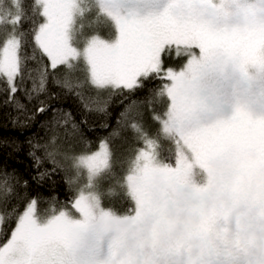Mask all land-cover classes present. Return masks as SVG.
Masks as SVG:
<instances>
[{"label":"snow or ice","instance_id":"1","mask_svg":"<svg viewBox=\"0 0 264 264\" xmlns=\"http://www.w3.org/2000/svg\"><path fill=\"white\" fill-rule=\"evenodd\" d=\"M30 10L25 0H0V92L9 102L17 92L47 91L51 79L103 113L113 95L159 83L121 113L140 145L122 177L107 138L98 151L62 150L56 130L67 140V130L79 128L71 112L41 101L25 121L12 118L26 127L52 110L50 135L28 141V155L37 169L52 165L40 180L70 161L77 191L51 215L39 214L35 197L21 213L11 201L27 181L0 169V230L8 234L16 220L0 264H239L227 254L229 238L264 228V116L238 103L230 117L218 115L229 100L215 75L234 65L246 78L264 76V0H31ZM26 75L35 76L31 88ZM86 85L89 97L79 91ZM144 104L161 105L155 134L139 119ZM166 147L174 163L163 158ZM105 181L123 188L131 205L105 206L113 191Z\"/></svg>","mask_w":264,"mask_h":264},{"label":"trees","instance_id":"2","mask_svg":"<svg viewBox=\"0 0 264 264\" xmlns=\"http://www.w3.org/2000/svg\"><path fill=\"white\" fill-rule=\"evenodd\" d=\"M31 0H25V6L30 10ZM30 23L23 24L24 29H28ZM169 64L181 65L184 60H176L171 58L167 61ZM29 67H35L33 62H28ZM35 76L33 77V80ZM59 83L63 82L62 76L57 77ZM77 77L71 76V82L75 85ZM33 80L25 77V86L31 88ZM159 81H148L145 88L137 90L134 93L125 91L123 94L113 95L106 112L89 111L84 104H91L89 99L81 102L74 94L66 91L58 83H53L50 79L47 84V91L34 95V98L27 97L24 92H17L15 99L9 102L7 93L0 92V169H6L8 172L15 170L21 181H27V186L21 185L18 189V198L13 199L11 204L16 205L19 212L25 209V205L31 198H38V212L42 216L51 215L53 210H61L73 198L77 191L76 183L68 181L73 176L71 162L61 160V170L56 174L46 176L44 179H36L39 172L43 169H51L52 165L45 163L41 169L34 167L33 160L29 157L30 140H46L50 133L46 132V126L49 119L52 117V110L45 112L43 115L36 116L28 126L21 127L20 123L14 124L13 117H19V121H25L28 114L37 110L40 102L43 101L46 105H51V108L62 109L69 111L72 114V119L79 125V128L73 132L71 128L67 130L69 139H65V129L60 128L56 131L60 136V147L68 152L69 155L78 154L82 151H94L101 140L107 138L113 149V171L118 176H123L127 170L128 160L135 155V150L140 146L137 141L139 137L127 126V122L122 119L121 113L133 103L146 98L149 93V88H154ZM77 91V89H73ZM85 97L92 94V90L86 85L83 89H79ZM39 92V88H37ZM20 105L26 106L21 110ZM160 104H154L149 108L144 104L141 108L142 116L139 118L145 130L150 134H155L158 125L152 120L153 110L159 112ZM63 116V112L58 113V118ZM86 121V124H81V121ZM119 122V123H118ZM114 131L119 132L118 136H113ZM84 141H87L85 146ZM163 158L168 162L174 163V158L170 150L166 147L162 149ZM105 192L108 189H113L111 194H106L103 200L105 206L116 210H123L131 205L126 192L123 188H116L114 182L105 181L103 184ZM16 220L12 219L8 225V234L15 227ZM8 234L0 230V244L6 242Z\"/></svg>","mask_w":264,"mask_h":264},{"label":"rangeland","instance_id":"3","mask_svg":"<svg viewBox=\"0 0 264 264\" xmlns=\"http://www.w3.org/2000/svg\"><path fill=\"white\" fill-rule=\"evenodd\" d=\"M215 81L222 85L221 90L227 93L229 100L228 105L218 115L224 118L230 117L234 112L237 100L242 98L246 107L255 116H264V76L253 74L249 79L237 67L229 65L223 71H217ZM246 89H250V91ZM98 150L99 146L94 151Z\"/></svg>","mask_w":264,"mask_h":264},{"label":"clouds","instance_id":"4","mask_svg":"<svg viewBox=\"0 0 264 264\" xmlns=\"http://www.w3.org/2000/svg\"><path fill=\"white\" fill-rule=\"evenodd\" d=\"M237 103L246 107L242 98H239ZM227 254L237 258L239 264H262L264 262V228L257 226L239 237H230ZM11 258L17 259L15 255Z\"/></svg>","mask_w":264,"mask_h":264}]
</instances>
